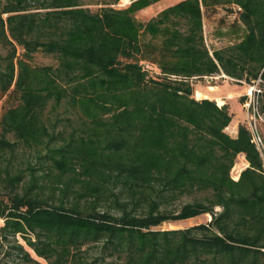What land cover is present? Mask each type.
<instances>
[{
  "label": "trees",
  "instance_id": "16d2710c",
  "mask_svg": "<svg viewBox=\"0 0 264 264\" xmlns=\"http://www.w3.org/2000/svg\"><path fill=\"white\" fill-rule=\"evenodd\" d=\"M158 1L0 0V94L12 98L0 238L19 236L47 264H264L260 153L245 123L225 131L226 103L192 86L219 72L264 82V0H179L137 18ZM219 5L236 6L242 32L210 51L202 14ZM38 51L55 63L33 64ZM26 149L35 161L11 165ZM200 215L209 221L158 227Z\"/></svg>",
  "mask_w": 264,
  "mask_h": 264
},
{
  "label": "rangeland",
  "instance_id": "374dc122",
  "mask_svg": "<svg viewBox=\"0 0 264 264\" xmlns=\"http://www.w3.org/2000/svg\"><path fill=\"white\" fill-rule=\"evenodd\" d=\"M177 1L179 0H160L157 3L151 5L149 8L139 11L137 13V18L141 21H146L160 10L174 4ZM129 2L123 3L121 0H119L117 6H125ZM99 6L100 5H91L90 7L92 10H95ZM4 16L5 15H3V17ZM238 16L239 11L235 5H219L203 9V36L206 46L210 51L227 46L236 41L238 35L242 32L241 23L238 20ZM17 52L18 54L22 52V49L18 46ZM5 54L6 49L0 46L1 63H3L2 57ZM32 63L36 65L54 64L55 59L50 55L38 51L33 54ZM152 74L155 75V73ZM250 85L251 83L245 82L243 80H237L222 72H219L211 76L194 79L192 81V86L194 89L193 97L195 99L209 98L214 100L216 104H219L220 102H222V104H228V106H230L229 108H231V111L233 112L232 122H237L245 116L243 122L248 126L251 112L249 109L247 110L246 107L243 106V103L247 98L246 92L248 91ZM198 93L199 95H197ZM11 100L12 98H9L8 94H0V114L4 108L8 106ZM222 104L219 105L221 106ZM60 112H62L61 114H64L63 108L60 109ZM260 116L261 119L256 116V123L264 142V115L262 112ZM233 128V124L229 123L225 128V131L229 135H234ZM26 160L34 162L35 153L28 149L24 150V152L18 151V157L11 161V165L15 166L18 164V162H22L20 165L23 167ZM242 160V156L238 155L236 157L234 166L230 172L232 177L238 176ZM6 162V160H3L4 164H6ZM219 209V207L215 208L217 211ZM209 219L210 217L208 215H200L172 223L164 222L158 227L161 229L183 228L193 224L208 222ZM16 241L21 243L23 247L30 252L31 257L34 259L33 262L27 264H47L44 259L37 257L25 245L19 236H16L15 239L9 237L7 240L0 238V264H25L20 260L17 251L13 249Z\"/></svg>",
  "mask_w": 264,
  "mask_h": 264
},
{
  "label": "built area",
  "instance_id": "2783aa9c",
  "mask_svg": "<svg viewBox=\"0 0 264 264\" xmlns=\"http://www.w3.org/2000/svg\"><path fill=\"white\" fill-rule=\"evenodd\" d=\"M263 89L264 82L259 77L256 80H253L251 82V85L249 86L248 91L246 92L247 98L244 101L243 106L246 107L247 110L249 109L251 112V117L249 116L248 129L251 134V140L260 153L262 160V173L264 174V142L256 123V116L261 119L258 111V96L261 94ZM217 105L220 106L219 104ZM233 178L237 179L235 177Z\"/></svg>",
  "mask_w": 264,
  "mask_h": 264
},
{
  "label": "crops",
  "instance_id": "0c3cea01",
  "mask_svg": "<svg viewBox=\"0 0 264 264\" xmlns=\"http://www.w3.org/2000/svg\"><path fill=\"white\" fill-rule=\"evenodd\" d=\"M121 1H122L123 3H127V2H129V0H121ZM156 3H157V2H156ZM154 4H155V3H154ZM152 5H153V4H152ZM150 6H151V5H150ZM150 6L144 8V9H141V10H145V9L149 8ZM141 10H140V11H141ZM227 105H228V104H227ZM229 107H230V106H229ZM229 109H230V112H231L232 117H233V112L231 111V108H229ZM244 119H245V116H244L242 119L238 120L237 122H232V118H231L230 123H232L233 126H234V128H233L234 135H231V136H235V135H236V133H237V126H238V124H240V123H244V122H243ZM240 156H242L243 160L241 161V164H240V170H239V171H241L242 168H244L245 166H247V162H246L244 156H243V155H240ZM235 177H236V176H235Z\"/></svg>",
  "mask_w": 264,
  "mask_h": 264
},
{
  "label": "bare ground",
  "instance_id": "6f19581e",
  "mask_svg": "<svg viewBox=\"0 0 264 264\" xmlns=\"http://www.w3.org/2000/svg\"><path fill=\"white\" fill-rule=\"evenodd\" d=\"M197 95H199V93ZM219 104H222V102H220Z\"/></svg>",
  "mask_w": 264,
  "mask_h": 264
}]
</instances>
